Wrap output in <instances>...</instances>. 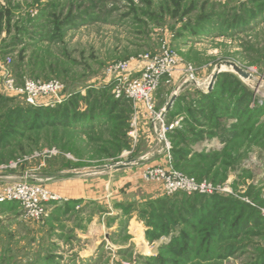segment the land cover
Masks as SVG:
<instances>
[{"label": "rangeland", "instance_id": "1", "mask_svg": "<svg viewBox=\"0 0 264 264\" xmlns=\"http://www.w3.org/2000/svg\"><path fill=\"white\" fill-rule=\"evenodd\" d=\"M166 52L179 61L155 111L114 101L109 64L126 60L139 74ZM8 78L57 79L67 98L32 104ZM89 90L92 101L115 98L107 127L82 133L41 121L56 108L64 117L72 96L88 111ZM148 168L192 172L230 191L205 216L199 196L168 194ZM22 184L53 198L37 219L23 201L0 202V264H264V0H0V196ZM227 212V231L212 234ZM242 218L250 225L237 235Z\"/></svg>", "mask_w": 264, "mask_h": 264}, {"label": "built area", "instance_id": "2", "mask_svg": "<svg viewBox=\"0 0 264 264\" xmlns=\"http://www.w3.org/2000/svg\"><path fill=\"white\" fill-rule=\"evenodd\" d=\"M155 57L147 60L144 67L136 74L134 68L131 67L129 61H119L109 64L108 74L113 76L112 94L116 98H127L137 103L143 102L149 110L155 111V92L162 83H171L173 69L176 68L179 58H175V53L168 56ZM177 57V56H176ZM9 89L20 92L25 95L30 103L53 105L61 104L67 97H62L66 84L57 79H49L43 81L39 79H25L24 84L16 86L13 79H6L5 82ZM48 101V102H43ZM163 112V111H162ZM162 112L158 115H162ZM168 132L167 129H164ZM167 143L170 140L163 138ZM145 176L156 179L164 187L168 194L182 191L187 195L201 194L212 195L222 191H230L225 186H216L208 180L200 181L192 175H187L181 171L174 170L172 172L158 170H145ZM42 190H33L26 184L19 186H10L5 189L4 194L0 196V202L5 201H23L27 207L29 215L34 218H40L45 214V204L49 203L53 197H48Z\"/></svg>", "mask_w": 264, "mask_h": 264}, {"label": "trees", "instance_id": "3", "mask_svg": "<svg viewBox=\"0 0 264 264\" xmlns=\"http://www.w3.org/2000/svg\"><path fill=\"white\" fill-rule=\"evenodd\" d=\"M219 75H222V72ZM110 86H111V84L109 86H107V88H110ZM215 86L216 87L211 92L202 93L201 97L197 100L199 107L206 106L216 97V94H218V92H217L218 87H217V84ZM161 87L162 86H160L156 90L155 98L157 96L156 93L160 90ZM92 92H93L92 90L91 91L89 90L88 93L86 94L87 95L86 97L82 96V98L87 103L91 104L88 111L81 110L79 112L77 109L78 97L72 96L69 99V101L66 104H64V107L62 106L63 107L62 109H65L64 117H61V115L59 113V109L56 108L52 111L53 115L50 114L51 117L49 116V118H48V116L46 115V116H44V118L41 119V121L43 123H46V124L52 125V126H62L64 128L67 127L69 129H76L79 131L81 130L82 133H87L88 131H93L99 127H107L112 121L113 114H116V113H114V111L112 109L109 111V110H105V108H106V105L110 104L109 102L111 101V97L114 98V96H110V98L108 100H104L105 102L103 100H100L99 99L100 97L99 98L97 97L94 101H92V97H93ZM125 100L128 101L129 99L117 98L114 101L117 103H121V101H125ZM97 104L99 105L98 107H97ZM172 108H173V106H172ZM172 108L169 110V112L166 114V116H172L173 114H175L176 109H172ZM201 111L202 110L193 111L192 113L193 114L196 112L200 113ZM80 119L85 120L86 123L88 124V126L83 128L82 126L79 127V126L75 125V124H78V121H80ZM168 136H169L170 140H172V143H175L174 139L178 136L181 137L182 133H181L180 129L176 128V129L172 130V132H170ZM181 153L182 152L180 150L176 149V147L174 149V147H173V155H175L176 161H177V159L179 160L182 158ZM188 174L192 175L193 173L189 172ZM196 195L199 196V199L194 197L195 199H197V200L202 199L201 201L203 204L201 207L202 208L201 211H204L203 215H205V216H207L206 214L210 213L212 211V209L219 207L224 202V200H223L224 196L222 194L219 195L218 193H215L212 195H205V196L199 195V194H196ZM183 196L188 197L185 193H183ZM198 208H200V207H198ZM235 210H236V208L231 207L230 214H233V212H235ZM189 215H193L192 212ZM229 217H230L229 212H227L221 219H219V222L215 223L212 227V230H211L213 232L212 234H215V233L218 234L220 232L227 231V229H228L227 227L229 226V225H227V221H228ZM199 220H200L199 222H201V223H203L205 221L202 218ZM240 220H242L243 222H240V223L238 222L237 225L235 226V230H236L237 235L242 233L241 229H245V228L247 229V228H249L248 226L250 225V222L248 220H244V218H242ZM189 224H190V228L192 226L191 230L193 232L198 230L195 228V226H193L192 222ZM213 237H214V235H213ZM190 238L193 239V236L186 237V239H185L186 248H189L187 243H188V241H191Z\"/></svg>", "mask_w": 264, "mask_h": 264}, {"label": "water", "instance_id": "4", "mask_svg": "<svg viewBox=\"0 0 264 264\" xmlns=\"http://www.w3.org/2000/svg\"><path fill=\"white\" fill-rule=\"evenodd\" d=\"M224 65H226V66H228V67H233V69H234L239 75L243 76L244 78L251 77L249 71L247 72L246 70H244L242 67H240V66H239L236 62H234V61H232V62H230V61H226V62H224ZM221 71H222V65H219L217 71H216V72L214 73V75H213V78H214V79H213L212 83L210 84V88L213 87L214 82H215V80L217 79V75H218ZM183 83H185V81H182V83H180V84L178 85L176 91H174V93H172V96H171V98H170V100H169V103H168V105H167V107H166L165 109L169 110V108L172 106V104L174 103V101H175L176 98H177V95H178V94H177V91H178L179 89H181V88L184 86ZM127 165H130V163H129V162H127V163H114V164H112V167L118 169V168H123V167H125V166H127Z\"/></svg>", "mask_w": 264, "mask_h": 264}, {"label": "crops", "instance_id": "5", "mask_svg": "<svg viewBox=\"0 0 264 264\" xmlns=\"http://www.w3.org/2000/svg\"><path fill=\"white\" fill-rule=\"evenodd\" d=\"M169 112V111H168ZM187 116H189V114L188 113H185V115H184V117H187ZM212 142V141H211ZM207 147H211V144H209Z\"/></svg>", "mask_w": 264, "mask_h": 264}]
</instances>
